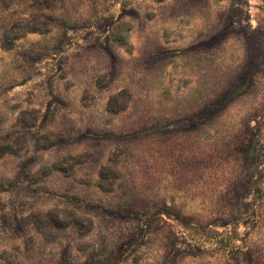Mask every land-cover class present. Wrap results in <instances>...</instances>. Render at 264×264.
I'll list each match as a JSON object with an SVG mask.
<instances>
[{
  "label": "rangeland",
  "instance_id": "1",
  "mask_svg": "<svg viewBox=\"0 0 264 264\" xmlns=\"http://www.w3.org/2000/svg\"><path fill=\"white\" fill-rule=\"evenodd\" d=\"M0 264H264V0H0Z\"/></svg>",
  "mask_w": 264,
  "mask_h": 264
}]
</instances>
